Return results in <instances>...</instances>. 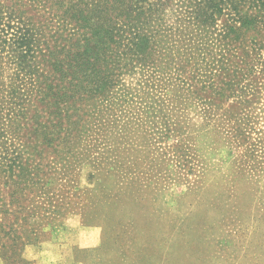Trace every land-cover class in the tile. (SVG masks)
Masks as SVG:
<instances>
[{"label":"rangeland","instance_id":"obj_1","mask_svg":"<svg viewBox=\"0 0 264 264\" xmlns=\"http://www.w3.org/2000/svg\"><path fill=\"white\" fill-rule=\"evenodd\" d=\"M3 2L52 41L60 0ZM241 55L207 79L188 67L189 98L123 76L65 144L35 133L34 92L7 135L21 167L0 168V263L264 264V72Z\"/></svg>","mask_w":264,"mask_h":264},{"label":"trees","instance_id":"obj_2","mask_svg":"<svg viewBox=\"0 0 264 264\" xmlns=\"http://www.w3.org/2000/svg\"><path fill=\"white\" fill-rule=\"evenodd\" d=\"M57 4L61 11L51 15L50 42L44 26L33 25L15 4L0 0L3 174L5 169L21 167L24 154L15 140L23 147V137L7 135L21 134L34 92L38 106L30 121L36 125L35 133L46 139L67 135L65 144L82 123L84 107L92 103L97 108V100L111 97L112 90L122 86V77L135 70L154 86L178 82L186 92L177 98L194 96L187 82L188 67L207 79L217 67L229 66L228 55L237 49L250 72H264V0H60ZM3 210L0 205V213Z\"/></svg>","mask_w":264,"mask_h":264},{"label":"crops","instance_id":"obj_3","mask_svg":"<svg viewBox=\"0 0 264 264\" xmlns=\"http://www.w3.org/2000/svg\"><path fill=\"white\" fill-rule=\"evenodd\" d=\"M50 248H53V247L51 245L41 247V257H42V255L45 256L46 254H48V251L50 250ZM43 258H45V257H43ZM51 260H53V259H51ZM0 264H2V263H0Z\"/></svg>","mask_w":264,"mask_h":264}]
</instances>
